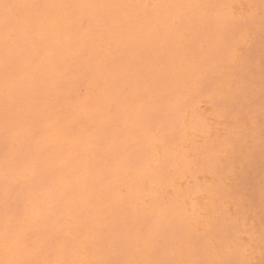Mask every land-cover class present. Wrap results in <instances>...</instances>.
<instances>
[{
  "label": "bare ground",
  "instance_id": "1",
  "mask_svg": "<svg viewBox=\"0 0 264 264\" xmlns=\"http://www.w3.org/2000/svg\"><path fill=\"white\" fill-rule=\"evenodd\" d=\"M262 8L0 0V264H264Z\"/></svg>",
  "mask_w": 264,
  "mask_h": 264
},
{
  "label": "rangeland",
  "instance_id": "2",
  "mask_svg": "<svg viewBox=\"0 0 264 264\" xmlns=\"http://www.w3.org/2000/svg\"><path fill=\"white\" fill-rule=\"evenodd\" d=\"M259 14L262 16L260 20L264 21V8L259 10ZM259 30H246L243 31L242 40H246L247 43L244 44V49L246 51V59H239L237 65L241 66L244 71L247 72L246 77L250 80L253 79L252 73L259 78L264 77V24L260 25ZM235 37V36H234ZM233 41V40H232ZM250 71V73H249ZM247 92L253 95V98L249 103L255 106H264V89H252L249 87L246 89ZM244 102L240 103V106H244ZM1 155V152H0ZM258 154L257 156H260ZM259 167V166H258ZM251 177L248 180L255 187H258L261 183L260 178L250 171ZM10 183V182H9ZM6 182H0V192ZM9 185L12 189L10 193L6 194L1 200V205H8L9 207L14 206L16 191L22 189L18 183H11Z\"/></svg>",
  "mask_w": 264,
  "mask_h": 264
}]
</instances>
